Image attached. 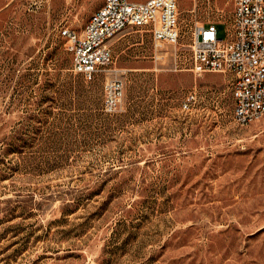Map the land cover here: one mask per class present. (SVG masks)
<instances>
[{
    "label": "rangeland",
    "instance_id": "1",
    "mask_svg": "<svg viewBox=\"0 0 264 264\" xmlns=\"http://www.w3.org/2000/svg\"><path fill=\"white\" fill-rule=\"evenodd\" d=\"M101 2L0 0V264H264V116L239 123L228 73L189 68L194 23L232 1L178 0L172 43L126 26L85 81L58 29Z\"/></svg>",
    "mask_w": 264,
    "mask_h": 264
},
{
    "label": "built area",
    "instance_id": "2",
    "mask_svg": "<svg viewBox=\"0 0 264 264\" xmlns=\"http://www.w3.org/2000/svg\"><path fill=\"white\" fill-rule=\"evenodd\" d=\"M227 18L195 22L190 44V70L229 75L233 115L239 123L264 116V0H231ZM178 0H102L80 30L62 25L58 33L71 54V69L93 80L112 60L109 39L126 26H150L155 42H176L179 36ZM224 24L219 37L217 25ZM123 91L120 78L106 79L103 108L117 110ZM195 98L189 91L187 106Z\"/></svg>",
    "mask_w": 264,
    "mask_h": 264
}]
</instances>
